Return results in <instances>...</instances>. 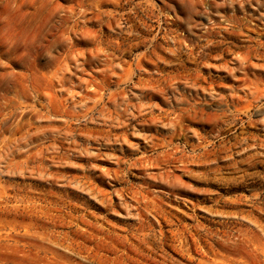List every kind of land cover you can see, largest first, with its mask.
Returning <instances> with one entry per match:
<instances>
[{
    "label": "rangeland",
    "instance_id": "obj_1",
    "mask_svg": "<svg viewBox=\"0 0 264 264\" xmlns=\"http://www.w3.org/2000/svg\"><path fill=\"white\" fill-rule=\"evenodd\" d=\"M0 264H264V0H0Z\"/></svg>",
    "mask_w": 264,
    "mask_h": 264
}]
</instances>
